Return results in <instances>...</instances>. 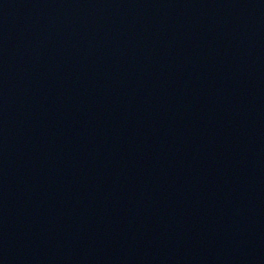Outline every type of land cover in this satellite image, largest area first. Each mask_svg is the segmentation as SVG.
Segmentation results:
<instances>
[{
    "label": "water",
    "instance_id": "obj_1",
    "mask_svg": "<svg viewBox=\"0 0 264 264\" xmlns=\"http://www.w3.org/2000/svg\"><path fill=\"white\" fill-rule=\"evenodd\" d=\"M0 264H264V0H0Z\"/></svg>",
    "mask_w": 264,
    "mask_h": 264
}]
</instances>
